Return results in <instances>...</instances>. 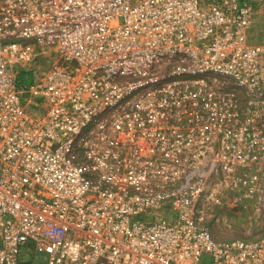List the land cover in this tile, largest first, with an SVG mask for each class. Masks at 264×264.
<instances>
[{
  "label": "built area",
  "instance_id": "1",
  "mask_svg": "<svg viewBox=\"0 0 264 264\" xmlns=\"http://www.w3.org/2000/svg\"><path fill=\"white\" fill-rule=\"evenodd\" d=\"M264 0H0V264H264L206 203L264 179Z\"/></svg>",
  "mask_w": 264,
  "mask_h": 264
},
{
  "label": "rangeland",
  "instance_id": "2",
  "mask_svg": "<svg viewBox=\"0 0 264 264\" xmlns=\"http://www.w3.org/2000/svg\"><path fill=\"white\" fill-rule=\"evenodd\" d=\"M264 36V13L257 19L253 39ZM205 209L214 236L220 240L256 239L264 231V179L251 190L247 184L228 187L207 201Z\"/></svg>",
  "mask_w": 264,
  "mask_h": 264
}]
</instances>
